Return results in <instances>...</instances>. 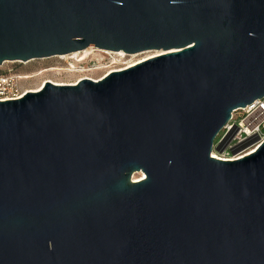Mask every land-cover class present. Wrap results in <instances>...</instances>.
<instances>
[{
    "label": "water",
    "instance_id": "1",
    "mask_svg": "<svg viewBox=\"0 0 264 264\" xmlns=\"http://www.w3.org/2000/svg\"><path fill=\"white\" fill-rule=\"evenodd\" d=\"M90 47L162 54L0 102V264H264V144L210 157L264 100V0H0V66Z\"/></svg>",
    "mask_w": 264,
    "mask_h": 264
},
{
    "label": "built area",
    "instance_id": "2",
    "mask_svg": "<svg viewBox=\"0 0 264 264\" xmlns=\"http://www.w3.org/2000/svg\"><path fill=\"white\" fill-rule=\"evenodd\" d=\"M105 53L110 57L111 64H114V59L127 56L122 52ZM18 80H20L18 76H0V102L18 100L26 94L18 87ZM262 144H264V100L256 101L232 113L230 121L217 136L210 157L217 161L234 162L255 153ZM216 149H221V152H217Z\"/></svg>",
    "mask_w": 264,
    "mask_h": 264
},
{
    "label": "rangeland",
    "instance_id": "3",
    "mask_svg": "<svg viewBox=\"0 0 264 264\" xmlns=\"http://www.w3.org/2000/svg\"><path fill=\"white\" fill-rule=\"evenodd\" d=\"M156 55L154 52L140 53L136 55H127L124 58L117 59L115 64H111L110 57L106 53L94 52V55L86 59L82 63H76L71 60L59 59L58 57L44 59V60H34L28 63L20 62H6L0 66V76L2 77H16L24 75L36 74L40 71L48 70L51 68H61L66 69L68 65L73 64L78 69L77 70H93L96 68H103L102 70L90 72V73H60L47 72L40 76H36L28 80H18V87L23 91L36 90L44 84L45 81H53L63 84H72L77 79H100L104 78L109 72H115L120 69H126L130 65H133L143 59L152 57ZM80 58V54L77 53ZM82 56V55H81ZM156 57V56H155ZM154 58V57H152ZM85 68V69H84ZM138 174H134L133 177ZM132 177V178H133Z\"/></svg>",
    "mask_w": 264,
    "mask_h": 264
},
{
    "label": "bare ground",
    "instance_id": "4",
    "mask_svg": "<svg viewBox=\"0 0 264 264\" xmlns=\"http://www.w3.org/2000/svg\"><path fill=\"white\" fill-rule=\"evenodd\" d=\"M100 52V53H105L104 51H100V50H96L95 48H93V47H90V48H88V49H86L85 51H83V52H81V53H79L80 54V58L77 56V53H74V54H71V55H68V56H62V57H58L59 59H64V60H71V59H73V61H75L76 63H82V62H84L86 59H88L89 57H91V56H93L94 55V52ZM154 53H156V55H154V56H152V57H157V56H159L160 54H162L161 52H154ZM82 55V56H81ZM123 55V54H122ZM152 57H148V58H146V59H143V60H141V61H139V62H137V63H135V64H133V65H130L129 67H127L126 69H128V68H131V67H133V66H135V65H138V64H140V63H143V62H145V61H147V60H149V59H152ZM116 61L117 60H115L114 59V64L116 63ZM113 64V63H112ZM78 68L76 67V66H74L73 64H70V65H68V67L66 68V69H61V68H51V69H48V70H44V71H40V72H38V73H36V74H32V75H24V76H18V78L20 79V80H28V79H32V78H34V77H36V76H40V75H42L43 73H47V72H55V73H57V74H60V73H62V72H64V73H90V72H95V71H99V70H102L103 68H96V69H93V70H77ZM85 69V68H84ZM112 73V72H111ZM108 74H110V72L108 73ZM107 74V75H108ZM107 75H105V76H107ZM104 76V77H105ZM88 79H90V80H93V81H99V80H101L102 78H100V79H91V78H88ZM80 80H82V78H79V79H77L74 83H72V84H63V83H58V82H53V81H45L44 82V84L46 83V82H50V83H52L53 85H56V86H66V85H75L76 83H78ZM44 84L42 85V86H40L38 89H36V90H31V91H25V93H29V92H32V93H36V92H39L41 89H42V87L44 86ZM145 178V176H144V174H141V173H138V175H135L133 178H132V181L133 182H138V181H141V180H143Z\"/></svg>",
    "mask_w": 264,
    "mask_h": 264
}]
</instances>
